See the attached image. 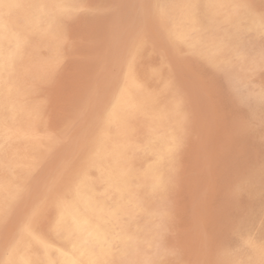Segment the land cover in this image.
<instances>
[{"label":"rangeland","instance_id":"obj_1","mask_svg":"<svg viewBox=\"0 0 264 264\" xmlns=\"http://www.w3.org/2000/svg\"><path fill=\"white\" fill-rule=\"evenodd\" d=\"M103 1L104 0H75L72 5L66 6L65 13L70 16H67L66 14L57 15L56 18L52 20L53 23H51L50 25L49 32H46L43 26L36 27L35 32H24L25 48L23 47V55L25 52L27 54L25 53V55L21 58V65L17 68V77L14 79V82L12 84V93H10L8 97L10 96L9 98L11 100V105L14 104L13 107L17 108L19 107V105V108L26 107L28 110L26 112L29 113H27L28 116L27 114H24L22 116L23 118L18 120L21 122H18L14 116L13 110L2 106L4 102L3 100L9 98H5L4 96V99L3 96L0 95V103H2V105L0 104V132H2L0 133V203L3 204L0 205V208L4 205L5 208H8L5 209L3 207L0 209V223H2L3 225L2 226L0 224V258L2 259V261L0 259V264H2L3 261V264H13V257L17 256L16 254H18V250L21 249L20 246H26V249H29L30 251L34 250V247H36H33L32 244V240L34 238L42 237L47 241H52V239L54 238V234L56 233V231L51 228L56 220V211L61 207V205L67 203L73 196V192L71 191L74 190L73 188L78 184V181L82 180L86 174L92 173L93 175H95L96 173V170L93 168L94 164L96 163L97 157H99L101 151H103L106 147L108 141L107 136L109 132L108 125H110V113L108 114L107 112H110L109 110L110 108H112V106L114 107L120 104L121 98L124 97L126 92L132 94L133 97V95L138 93L141 88L144 89L145 87H147L151 91L157 90L163 95L165 94L164 99H162L163 102L167 105V107H172L168 114V117L171 120L173 132L174 134H176L175 145L172 149L169 165L165 171L166 178L163 182L162 187L156 192H148L145 187H143L142 190L137 191L138 199L141 201V203H143V210L135 213L131 222L125 223L123 225V228H125L126 231L125 234L129 235L128 242L126 244V252L118 255L113 261V264H216V262L219 260H227L230 262V264H261V262L264 261V253H262L261 251V245L264 244V97L261 96V92L262 90H264V65H261V55L262 53H264V31H262L261 29L260 13L264 10V0H234L235 3H239L241 8L248 9L252 17L257 22V29L254 32L247 33L242 38H239L235 42L236 47H233V43H231L230 39L227 38L228 32H231V29L233 27V22L228 21L224 17L225 11L228 7L223 6V10L219 12V14H217L215 17L216 28L211 30V32H206L207 30L204 31L201 34L202 38L199 37V39L202 40L204 44L209 43L211 39H216L220 42L223 41L222 43L218 44L220 48L212 58L209 57L196 44H193L192 37L188 36L184 40L175 37L174 31L177 30L179 25H181L182 23H186L187 21L185 19H181L184 8L182 7L180 0ZM108 2L110 4H108L109 9L106 8L107 6H105V4H107ZM129 2L131 3V5ZM80 3H82L81 6H79ZM100 5H102L103 7ZM245 5H249L250 7H245ZM84 6L86 7L84 8ZM111 6L113 7L114 11L112 10V12L109 13L108 11H110L112 8ZM138 8L140 12L138 11ZM68 9H70V11H68ZM71 10H73V12ZM89 10H92L93 12ZM97 11L100 13L102 11V14H106L99 15L100 13H98ZM92 13L95 16H92ZM113 13L116 17L113 15ZM146 13L150 15H147ZM124 14L127 15L125 16ZM123 15L124 17H122ZM138 15L143 17L139 18ZM130 16H133L134 18ZM120 17L124 18V20L120 19ZM18 19H21L19 21V24L23 25L24 19L21 17H18ZM85 20L88 22H86ZM134 20L137 21V24ZM55 22L57 23V25L59 24V27ZM134 22L136 25H138L137 28ZM105 24L106 27L104 28L103 26H105ZM113 24L115 25V27L113 26ZM121 24L123 26H121ZM124 24L126 25V27L124 26ZM109 25H112L111 28L109 27ZM68 26H70L71 28ZM132 26L135 27V29ZM101 27L103 30H106L105 32H107H104L105 36L102 35L103 30H101ZM51 28L53 29L52 31H50ZM63 28H66V32ZM88 28L90 29V31ZM69 29V32L71 34L68 32ZM57 30L58 32H56ZM129 32L132 34V36ZM143 32L144 34H142ZM39 33L42 35V37ZM58 33L60 36L57 37ZM60 33L62 34V36ZM108 34H111V37L108 36ZM100 35L102 39L100 38ZM29 36L34 37L30 38ZM106 36L109 38H107ZM59 37H61L62 41ZM56 39H58L59 41ZM99 40L101 41L99 42ZM125 40L127 41V44L124 43ZM107 41L109 43H107ZM65 43H67L68 45H65ZM105 43L107 47L105 46ZM172 43L174 45V48L172 46ZM109 44H112L111 46H109V48L111 47L110 49L108 48ZM73 47H76V49ZM88 47L92 49H89ZM97 48L98 50H96ZM144 48H146V50ZM125 50L127 52H124ZM188 50L191 53L193 51V53L191 54L190 52H188ZM69 51L73 52L71 53ZM110 51L111 55H108ZM147 51L150 52L147 53ZM183 51L185 52L183 53L184 55L182 54ZM54 52H56V54ZM174 52L179 56L177 55L176 57L174 55ZM153 53L154 55H152ZM108 58L109 60L107 62ZM122 59L125 60L123 61ZM34 60L35 62H37L36 64ZM171 60H174V62ZM43 61H45V63ZM82 61L85 63H83ZM168 64L170 65V67ZM172 65H175V68ZM44 69H46L47 71H43ZM171 70H174V73L176 71L177 72L175 74L172 72V74ZM53 71L55 73L54 75ZM179 72L181 73V75L178 74ZM220 72L223 73V75ZM103 73L105 74V76L102 79L104 75ZM262 74L263 76H260ZM55 75L57 77H55ZM198 75H200L201 77ZM71 76H73L74 79ZM229 76L231 78H229ZM116 77H119V81L116 79ZM175 77H178V79H175ZM89 78H91V80ZM181 78L183 80H181ZM45 79H48V81H46ZM176 80L179 81L176 82ZM225 80L226 82H224ZM227 80L229 82H227ZM104 82L106 86L103 84ZM114 83L117 85V87ZM23 84L25 85L22 86ZM100 85L102 87L104 86L108 92L105 91L104 87L101 88ZM181 85L182 87H180ZM111 86H113V89ZM196 86L199 87L197 88ZM195 87L198 90L195 89ZM107 88L111 89L108 90ZM114 88H117V90H115ZM192 88L196 91V95L195 91H193ZM19 89L21 92L20 95ZM34 89H36L37 91H35ZM230 91H233V93ZM188 93H190L191 96H189ZM223 93L225 94V96ZM202 94L204 97L202 96ZM207 94L209 96H207ZM72 95L74 97H72ZM194 96L196 98L198 97L197 100H199L197 101ZM235 97L238 98V100ZM55 99H57V102L55 101ZM194 100H196V102ZM230 100L231 102H233L231 103ZM208 102L210 103L211 107L209 106ZM68 106L71 109L67 108ZM199 107L201 108V110ZM107 108H109V110ZM81 114L85 117H82ZM58 115L59 118L57 117ZM36 117L37 119H35ZM81 118L83 121L81 120ZM208 118H210L209 123ZM58 119L61 121H59ZM211 121H213V123ZM50 122L56 123L51 125ZM234 123L236 124V127ZM30 124H32V127L30 126ZM79 124L81 125L80 127ZM93 124H96L94 128ZM104 124L107 125V130L106 125ZM210 124H213V126ZM239 125H242V129L240 128V130L238 129ZM17 126L19 127V129ZM96 126L100 128L98 129ZM129 126L131 129L130 134L132 135V137H134L135 139H140L150 132H153L155 128V120L153 118H150V120L145 119L141 115L135 116L130 120ZM138 126H140L139 129ZM41 127L42 129H40ZM145 127H147L148 129ZM144 128L145 131L143 130ZM44 129L46 132L44 131ZM199 129H206L205 133H202V131ZM32 130L36 131L33 132ZM38 132L39 134H37ZM186 132L188 134V137ZM44 133L46 134L44 135ZM53 133H55V135ZM200 133L201 136H204L203 138L200 136ZM35 134L37 137L35 136ZM2 135L3 137L5 136V139L2 137ZM27 138H29V140ZM201 138L203 139V142H201ZM35 143L38 144V146ZM198 147L200 149H198ZM201 151L203 152L201 153ZM32 157L33 159H31ZM199 158H202L200 160L201 165L198 161ZM91 165L92 167L90 168L89 166ZM36 167L37 169H35ZM205 167H207V170ZM26 171H28V173ZM13 172L14 174H12ZM198 172H201V174ZM195 176L200 177L198 179ZM19 177H23L24 180L23 178L20 180ZM46 177L49 179L46 180ZM53 179H55V183ZM25 181L27 183H25ZM40 182L41 184H39ZM43 185H45V187ZM12 187L16 188L12 189ZM24 188L28 190V192ZM38 188H41L40 191L42 190V193ZM17 189L20 190L18 191ZM6 190L8 191V193ZM9 191L11 193L19 192V197L14 194L15 197L13 196L12 198L11 196L13 194H11ZM9 193L11 196L9 195ZM22 194L23 196L20 197ZM27 194L30 195L28 196ZM41 194L43 195V197L41 196ZM56 195L58 197H55ZM39 196L41 198H39ZM44 196L46 198L45 200ZM6 197H10L14 200H16L15 198L18 197L19 199L17 198L18 200L16 202L14 200H11L10 198L7 199ZM4 198L7 199L6 201L9 200L10 202L8 201V203L6 204ZM12 201L13 203H11ZM55 201H58L57 204L55 203ZM10 203L13 205L11 206ZM35 204L37 206H35ZM10 207H12L13 209H11ZM14 208H17L18 210ZM29 209L31 210V212ZM5 210L9 212H6V214L4 213ZM191 211L193 213H190ZM18 215L20 216L18 217ZM168 221L170 225H167ZM19 233H21L23 239L22 236L19 235ZM18 235L20 236V238H18ZM163 238H166L167 241H163ZM17 239H20V242H17ZM249 241L253 242L254 246H251L249 244ZM15 243H17L20 248ZM172 243L178 245L179 247H176ZM16 245L18 248L15 252L14 248L16 247ZM170 245H173L174 247L171 249ZM176 248L178 250H176ZM12 250L14 251V253ZM11 252L12 254L9 255Z\"/></svg>","mask_w":264,"mask_h":264},{"label":"bare ground","instance_id":"obj_2","mask_svg":"<svg viewBox=\"0 0 264 264\" xmlns=\"http://www.w3.org/2000/svg\"><path fill=\"white\" fill-rule=\"evenodd\" d=\"M83 1V0H82ZM95 1V0H94ZM97 1V0H96ZM99 1V0H98ZM105 1V0H104ZM103 1V2H104ZM113 1V0H112ZM130 1V0H129ZM135 1V0H134ZM142 1V0H141ZM144 1V0H143ZM154 1V0H152ZM151 1V2H152ZM75 2V0H0V4L3 6L0 7V95L5 96V98H9L8 95L12 93V84L14 82V79L17 77V68L21 65V58L25 55H23V47H24V41H25V35L24 32H29V31H34L35 28L38 26H43L46 32H49L50 25L52 20L56 18L57 15H63L66 14V9L65 11L62 10L59 6H70ZM80 2V1H79ZM89 2V1H88ZM107 2V1H106ZM110 2V1H109ZM109 2L105 4L108 8L110 5ZM126 2V1H125ZM147 2V1H146ZM256 2V1H255ZM91 3V2H90ZM94 3V2H93ZM111 3V2H110ZM130 3V2H129ZM180 3L182 4V7L184 8L182 18L187 20L186 23H182L179 25L176 31H174V35L176 38L184 40L186 37L190 36L193 39V44H196L200 49H202L209 57H213L219 50V45L223 41H218L211 39L209 43L204 44L202 40L199 39L202 38L201 34L206 31V32H211V30L216 28V21L215 17L219 12L223 10V6L228 7L225 11L224 17L228 21L233 22V27L231 29V32H228L227 38L230 39L231 43H233V47H236V41L239 38H242L244 35H246L249 32H254L257 29V22L255 19L252 17L251 13L249 12L248 9L246 8H241L239 3H235L234 0H180ZM82 3H80L79 6H81ZM84 4V3H83ZM98 4V3H97ZM109 4V5H108ZM148 4V3H147ZM78 5V4H77ZM85 5V4H84ZM103 5V4H102ZM100 5V6H102ZM131 5V3H130ZM78 6V7H79ZM87 6V5H86ZM84 6V8L86 7ZM92 6V5H91ZM99 6V7H100ZM104 6V7H105ZM138 6V5H137ZM135 6V7H137ZM147 6V5H146ZM72 7V6H71ZM77 7V6H76ZM83 7V6H82ZM98 7V6H97ZM103 7V6H102ZM101 7V8H102ZM112 7V6H111ZM128 7V6H127ZM134 7V5H133ZM149 7V6H148ZM154 7V6H153ZM257 7V6H256ZM260 7V6H259ZM83 8V9H84ZM88 8V7H87ZM94 8V6H93ZM123 8V6H122ZM146 8V7H145ZM262 8V7H261ZM98 9V8H97ZM109 9V8H108ZM116 9V8H115ZM134 9V8H133ZM136 9V8H135ZM147 9V8H146ZM149 9V8H148ZM78 10V9H76ZM93 10V9H92ZM89 10V11H92ZM113 10V7L111 8L109 13H111ZM70 11V9H68ZM73 12V10H71ZM75 11V10H74ZM86 11V10H85ZM88 11V12H89ZM114 11V10H113ZM128 11V9H127ZM126 11V12H127ZM133 11V10H131ZM139 11V8H138ZM137 11V12H138ZM159 11V10H158ZM264 11V10H263ZM84 12V10H83ZM87 12V11H86ZM93 12V11H92ZM98 12V11H97ZM104 12V11H103ZM130 12V11H129ZM140 12V11H139ZM96 13V12H95ZM100 13V12H98ZM122 13V12H121ZM125 13V12H124ZM148 13V12H147ZM146 13V14H147ZM156 13V12H155ZM69 14V13H68ZM77 14V13H76ZM82 14V13H81ZM93 14V13H92ZM106 14V13H104ZM102 14V11L99 15H104ZM128 14V13H127ZM126 14V15H127ZM138 14V13H137ZM65 15V16H66ZM83 15V14H82ZM89 15V13H88ZM97 15V16H99ZM108 15V14H107ZM115 16V14L113 13ZM112 15V17H113ZM121 15V14H120ZM125 15V14H124ZM124 15L122 17H124ZM125 15V16H126ZM135 15V11H134ZM141 15V14H140ZM150 15V14H147ZM70 16V15H67ZM74 16V15H73ZM77 16V15H76ZM79 16V15H78ZM87 16V15H85ZM92 16H95L94 14ZM91 16V17H92ZM139 16V15H138ZM18 17L24 19V24L21 25L19 24ZM59 17V16H58ZM72 17V16H71ZM75 17V16H74ZM106 17V15H105ZM108 17V16H107ZM116 17V16H115ZM114 17V19H115ZM120 17V19H123ZM134 18L133 16H130ZM143 17V16H139ZM148 17V16H147ZM146 17V18H147ZM151 17V16H150ZM110 19V18H109ZM112 19V18H111ZM127 19V18H126ZM150 19V18H148ZM158 19V18H156ZM66 20V19H65ZM90 20V19H89ZM105 20V19H103ZM128 20V19H127ZM71 21V20H69ZM68 21V22H69ZM82 21V20H81ZM86 21V20H85ZM137 24V21L134 20ZM157 21V20H156ZM58 22V21H57ZM77 22V21H76ZM88 22V21H86ZM90 22V21H89ZM110 22V21H109ZM112 22V21H111ZM116 22V21H115ZM121 22V20H120ZM124 22V21H123ZM134 22V24H135ZM56 23V22H55ZM59 23V22H58ZM74 23V22H73ZM92 23V22H91ZM89 23V24H91ZM132 23V22H131ZM72 24V23H70ZM88 24V25H89ZM102 24V23H101ZM126 24V23H125ZM124 26L126 27V25ZM135 24V25H136ZM55 25V24H54ZM57 25V23H56ZM55 25V26H56ZM68 25V24H66ZM75 25V24H74ZM81 25V24H80ZM133 25V24H132ZM134 25V26H135ZM59 27V24L57 25ZM103 26V25H102ZM112 26V25H111ZM109 25V27L111 28ZM115 27V25L113 24ZM121 26H123L121 24ZM128 26V25H127ZM219 26V25H218ZM52 27V26H51ZM70 27V26H68ZM73 27V26H72ZM76 27V26H75ZM104 28L106 27L103 26ZM129 27V26H128ZM133 27V26H132ZM138 25H136V28ZM155 27V26H154ZM55 28V27H54ZM62 28V27H60ZM67 28V27H66ZM66 28H63L64 30ZM71 28V27H70ZM79 28V27H78ZM82 28V27H81ZM135 29V27H133ZM132 28V30H133ZM152 28V27H151ZM89 29V28H88ZM100 29V28H98ZM122 29V28H121ZM131 29V28H130ZM40 30V29H39ZM53 29L51 28L50 31ZM59 30V29H58ZM58 30L56 32H58ZM62 30V29H61ZM101 30L102 27H101ZM108 30V29H107ZM129 30V28H128ZM70 29L68 30V32ZM87 31V30H85ZM84 31V33H85ZM90 31V29H89ZM106 30H103V34ZM112 31V30H111ZM152 31V29H151ZM44 32V31H43ZM64 32V31H63ZM62 32V33H63ZM66 32V30H65ZM75 32V31H73ZM110 32V29H109ZM108 32V33H109ZM37 33V32H36ZM35 33V34H36ZM45 33V32H44ZM43 33V34H44ZM70 33V32H69ZM107 33V32H105ZM112 33V32H111ZM127 33V32H126ZM130 33V32H129ZM153 33V32H152ZM40 34V33H39ZM61 34V33H60ZM71 34V33H70ZM89 34V33H88ZM100 34V33H99ZM113 34V33H112ZM116 34V33H115ZM131 34V33H130ZM144 34V32L142 33ZM28 35V34H27ZM34 35V34H32ZM37 35V34H36ZM41 35V34H40ZM86 35V34H85ZM111 34H108L110 36ZM47 36V35H45ZM60 36L59 33L57 37ZM62 36V34H61ZM105 36V35H104ZM130 36V35H129ZM128 36V37H129ZM132 36V34H131ZM148 36V35H147ZM146 36V37H147ZM30 37V36H29ZM34 36L30 37L33 38ZM38 37V36H36ZM42 37V35H41ZM44 37V36H43ZM56 37V36H55ZM56 37V38H57ZM64 37V36H63ZM72 37V36H70ZM93 37V36H92ZM107 37V36H106ZM111 37V36H110ZM166 37V36H165ZM29 38V39H30ZM46 38V37H45ZM44 38V39H45ZM60 40L62 41L61 37H59ZM65 38V37H64ZM82 38V37H81ZM100 38L102 39L101 35ZM109 38V37H107ZM113 38V37H112ZM162 38V37H161ZM40 39V38H39ZM55 39V38H54ZM83 39V38H82ZM94 39V38H93ZM104 39V38H103ZM156 39V37H155ZM173 39V38H172ZM171 39V41H172ZM178 39V40H179ZM34 40V39H33ZM41 40V39H40ZM58 40V39H56ZM68 40V39H66ZM106 40V39H105ZM109 40V39H108ZM117 40V39H116ZM129 40V39H126ZM125 40L124 43L127 41ZM142 40V39H140ZM163 40V39H162ZM190 40V39H189ZM228 40V39H227ZM52 41V39H51ZM54 41V40H53ZM59 41V40H58ZM57 41V42H58ZM78 41V40H77ZM76 41V42H77ZM91 41V40H89ZM101 40H99L100 42ZM103 41V40H102ZM115 41V40H114ZM113 41V42H114ZM123 41V40H122ZM133 41V40H132ZM180 41V40H179ZM28 42V41H27ZM33 42V41H30ZM56 42V43H57ZM73 42V41H72ZM104 42V41H103ZM110 42V40H109ZM107 41V43H109ZM117 42V41H116ZM129 42V41H128ZM39 43V42H38ZM63 43V42H62ZM68 43V42H67ZM65 43V45L67 44ZM82 43V42H81ZM111 43V42H110ZM130 43V42H129ZM156 43V42H155ZM171 43V42H169ZM43 44V43H42ZM47 44V43H46ZM54 44V43H53ZM60 44V43H59ZM77 44V43H76ZM101 44V43H100ZM123 44V43H122ZM120 44V45H122ZM127 44V43H126ZM131 44V43H130ZM144 44V43H143ZM162 44V43H161ZM181 44V43H180ZM39 45V44H38ZM45 45V44H44ZM48 45V44H47ZM64 45V46H65ZM68 45V44H67ZM74 45V44H73ZM104 45V44H103ZM112 45V44H111ZM110 44L108 45L111 46ZM119 45V46H120ZM142 45V44H140ZM26 46V45H25ZM60 46V45H59ZM57 46V47H59ZM94 46V45H93ZM106 46V43H105ZM118 46V48H119ZM146 46V45H145ZM164 46V45H163ZM172 46L174 48V45L172 43ZM185 46V45H184ZM187 46V44H186ZM30 47V46H29ZM36 47V45H35ZM45 47V46H44ZM47 47V46H46ZM56 47V48H57ZM62 47V46H61ZM67 47V46H66ZM83 47V46H82ZM104 47V46H103ZM107 47V46H106ZM151 47V46H150ZM25 48V47H24ZM34 48V47H33ZM55 48V50H56ZM68 48V47H67ZM76 49V47H73ZM78 48V47H77ZM89 48V47H88ZM111 48V47H110ZM109 48V49H110ZM124 48V46H123ZM172 48V50H173ZM177 48V47H176ZM29 49V48H28ZM46 49V48H45ZM48 49V48H47ZM51 49V48H50ZM82 49V48H81ZM80 49V50H81ZM92 49V48H89ZM102 49V48H101ZM106 49V48H104ZM103 49V50H104ZM126 49V48H125ZM146 50V48H144ZM171 49V48H170ZM179 49V48H178ZM40 50V48H39ZM49 50V49H48ZM64 50V49H63ZM67 50V49H66ZM88 50V49H87ZM98 50V48L96 49ZM108 50V49H106ZM105 50V51H106ZM117 50V49H116ZM123 50V49H122ZM163 50V49H162ZM177 50V49H176ZM42 51V50H41ZM47 51V50H46ZM75 51V50H74ZM95 51V50H94ZM119 51V50H118ZM142 51V50H141ZM43 52V51H42ZM51 52V51H49ZM62 52V51H60ZM71 52V51H69ZM73 52V51H72ZM71 52V53H72ZM79 52V51H78ZM98 52V51H97ZM124 52H127L126 50ZM144 52V51H143ZM150 51H147V53ZM188 52H190L188 50ZM29 53V52H28ZM32 53V52H31ZM56 54V52H54ZM64 53V52H63ZM77 53V52H76ZM75 53V54H76ZM80 53V52H79ZM103 53V52H102ZM107 53V52H106ZM111 51L108 53L110 54ZM122 53V52H121ZM166 53V51H165ZM175 53V52H174ZM185 53L184 51L182 54ZM191 53V52H190ZM193 53V51H192ZM191 53V54H192ZM27 54V53H26ZM35 54V53H34ZM51 54V53H50ZM53 54V51H52ZM70 54V53H68ZM74 54V53H73ZM78 54V53H77ZM104 54V53H103ZM117 54V53H116ZM123 54V53H122ZM126 54V53H125ZM173 54V53H172ZM181 54V53H179ZM42 55V54H41ZM62 55V54H61ZM72 55V54H70ZM115 55V53H114ZM154 55V53L152 54ZM176 57L178 54H174ZM184 55V54H183ZM187 55V54H186ZM31 56V55H30ZM35 56V55H34ZM52 56V55H51ZM58 56V55H57ZM118 56V55H117ZM124 56V55H123ZM166 56V55H165ZM179 56V55H178ZM112 57V56H111ZM115 57V56H114ZM122 57V56H121ZM144 57V56H143ZM149 57V56H148ZM155 57V56H154ZM205 57V56H204ZM27 58V57H26ZM37 58V57H36ZM43 58V57H42ZM49 58V57H48ZM180 58V57H179ZM178 58V59H179ZM25 59V57H24ZM32 59V57H31ZM60 59V58H59ZM83 59V58H82ZM93 59V58H92ZM91 59V60H92ZM95 59V58H94ZM127 59V58H126ZM129 59V58H128ZM131 59V58H130ZM142 59V58H141ZM146 59V58H145ZM148 59V58H147ZM150 59V58H149ZM47 60V59H46ZM45 60V61H46ZM50 60V59H49ZM52 60V58H51ZM87 60V59H86ZM97 60V59H96ZM109 58L107 59L108 62ZM114 60V59H113ZM123 61L125 59H122ZM144 60V59H143ZM180 60V59H179ZM193 60V59H192ZM26 61V60H25ZM41 61V60H40ZM45 61H43L45 63ZM75 61V60H74ZM79 61V60H78ZM94 61V60H93ZM136 61V60H135ZM140 61V60H139ZM138 61V62H139ZM164 61V60H163ZM168 61V60H167ZM174 62V60H171ZM35 62V60H34ZM49 62V61H48ZM69 62V61H66ZM83 62V61H82ZM102 62V60H101ZM111 62V60H110ZM117 62V61H116ZM121 62V59H120ZM137 62V61H136ZM142 62V61H141ZM37 62H35L36 64ZM47 63V62H46ZM81 63V62H80ZM79 63V64H80ZM85 63V62H83ZM90 63V62H89ZM99 63V62H98ZM124 63V62H123ZM143 63V62H142ZM150 63V62H149ZM168 63V62H167ZM194 63V62H192ZM27 64V63H26ZM30 64V63H29ZM33 64V63H32ZM48 64V63H47ZM70 64V63H69ZM76 64V63H75ZM91 64V63H90ZM100 64V63H99ZM106 64V62H105ZM109 64V63H108ZM117 64V63H116ZM115 64V65H116ZM140 64V63H139ZM171 64V63H170ZM51 65V64H49ZM67 65V64H66ZM86 65V64H84ZM83 65V66H84ZM102 65V64H101ZM100 65V66H101ZM125 65V64H124ZM142 65V64H141ZM169 65V64H168ZM30 66V65H29ZM38 66V65H37ZM69 66V65H68ZM82 66V67H83ZM104 66V65H103ZM113 66V65H112ZM117 66V65H116ZM126 66V65H125ZM157 66V65H156ZM160 66V65H159ZM175 68V65H172ZM24 67V66H23ZM27 67V66H26ZM48 67V66H47ZM58 67V66H57ZM67 67V66H66ZM70 67V66H69ZM73 67V66H72ZM81 67V68H82ZM102 67V66H101ZM109 67V66H108ZM120 67V65H119ZM123 67V66H122ZM141 67V66H140ZM144 67V66H143ZM142 67V68H143ZM170 67V65H169ZM186 67V66H185ZM191 67V66H190ZM202 67V66H201ZM41 68V67H40ZM149 68V67H148ZM147 68V69H148ZM173 68V67H172ZM173 68V69H174ZM189 68V67H188ZM213 68V67H212ZM24 69V68H23ZM33 69V67H32ZM36 69V68H35ZM49 69V68H48ZM74 69V68H73ZM90 69V68H89ZM88 69V70H89ZM138 69V68H137ZM145 69V70H147ZM150 69V68H149ZM148 69V70H149ZM153 69V68H151ZM214 69V68H213ZM226 69V68H225ZM237 69V68H236ZM28 70V69H27ZM44 69L43 71H45ZM72 70V69H71ZM93 70V69H92ZM101 70V69H100ZM105 70V69H104ZM176 70V69H175ZM185 70V69H184ZM183 70V71H184ZM194 70V69H191ZM47 71V70H46ZM64 71V70H63ZM67 71V69H66ZM99 71V70H97ZM116 71V70H115ZM125 71V70H124ZM201 71V70H200ZM21 72V71H20ZM38 72V71H37ZM40 72V71H39ZM65 72V71H64ZM69 72V71H68ZM166 72V71H165ZM174 73V70H171V73ZM177 72V71H176ZM175 72V73H176ZM187 72V71H186ZM190 72V70H189ZM193 72V71H192ZM219 72V71H218ZM222 72V71H221ZM220 72V73H221ZM260 72V71H259ZM35 73V72H34ZM51 73V71H50ZM59 73V72H57ZM99 73V72H98ZM120 73V72H119ZM137 73V72H136ZM172 73V74H173ZM174 73V74H175ZM24 74V72H23ZM49 74V73H48ZM53 71V75H54ZM104 74V73H103ZM112 74V73H111ZM140 74V73H139ZM150 74V73H149ZM178 74L181 75L179 72ZM196 74V72H195ZM218 74V73H217ZM223 75V73H221ZM227 74V73H225ZM224 74V75H225ZM35 75V74H34ZM41 75V74H40ZM46 75V74H45ZM91 75V74H90ZM89 75V77H90ZM93 75V74H92ZM101 75V74H100ZM99 75V77H100ZM120 75V74H119ZM124 75V73H123ZM145 75V74H144ZM201 75V74H200ZM198 75V76H200ZM44 76V75H43ZM60 76V75H59ZM69 76V75H68ZM79 76V75H78ZM76 76V77H78ZM105 74L103 75L102 79L104 78ZM108 76V75H107ZM110 76V75H109ZM137 76V75H136ZM211 76V75H210ZM208 76V77H210ZM260 76H263L260 75ZM259 76V77H260ZM22 77V76H20ZM55 77H57L55 75ZM73 78V76H71ZM96 77V76H95ZM121 77V76H120ZM124 77V76H123ZM201 77V76H200ZM225 77V76H224ZM42 78V77H41ZM47 78V77H46ZM94 78V77H93ZM119 78V77H118ZM116 77V79L119 81ZM212 78V77H211ZM228 78V77H227ZM226 78V79H227ZM229 78H231L229 76ZM261 78V77H260ZM264 78V77H263ZM28 79V78H27ZM40 79V78H39ZM49 79V78H48ZM48 79L46 81H48ZM59 79V78H57ZM71 79V78H70ZM74 79V78H73ZM91 80V78H89ZM100 79V78H99ZM175 79H178V77H175ZM22 80V79H21ZM52 80V79H51ZM54 80V77H53ZM56 80V79H55ZM72 80V79H71ZM94 80V79H92ZM121 80V79H120ZM157 80V79H156ZM155 80V81H156ZM181 80H183L181 78ZM24 81V80H23ZM22 81V82H23ZM38 81V80H37ZM75 81V80H74ZM96 81V80H95ZM179 80H176V82ZM213 81V80H212ZM20 82V81H19ZM27 82V81H26ZM40 82V81H39ZM53 82V81H52ZM92 82V81H91ZM97 82V81H96ZM121 82V81H120ZM158 82V81H157ZM190 82V81H189ZM193 82V81H192ZM196 82V81H195ZM209 82V81H208ZM226 82V80L224 81ZM227 82H229L227 80ZM77 83V82H76ZM164 83V82H163ZM180 83V82H179ZM178 83V84H179ZM215 83V82H214ZM231 83V82H230ZM31 84V83H30ZM49 84V83H48ZM78 84V83H77ZM91 84V83H90ZM105 85V82L103 83ZM102 84V85H103ZM115 84V83H114ZM121 84V83H120ZM181 84V83H180ZM186 84V83H184ZM226 84V83H225ZM15 85V84H14ZM23 84L22 86H24ZM27 85V84H26ZM33 85V84H32ZM44 85V84H43ZM55 85V84H54ZM58 85V84H57ZM74 85V84H73ZM97 85V83H96ZM99 85V83H98ZM113 85V84H111ZM116 85V84H115ZM119 85V84H118ZM137 85V84H136ZM167 85V84H166ZM191 85V84H190ZM206 85V84H205ZM214 85V84H213ZM31 86V85H30ZM41 86V85H40ZM47 86V85H46ZM106 86V85H105ZM121 86V85H120ZM135 86V85H134ZM189 86V85H187ZM16 87V86H15ZM37 87V86H36ZM74 87V86H73ZM95 87V84H94ZM101 88H103L100 85ZM110 87V86H108ZM113 89V86H111ZM117 87V85H116ZM138 87V86H137ZM182 87V85L180 86ZM185 87V86H184ZM197 88L199 86H196ZM195 87V89H197ZM23 88V87H22ZM35 88V87H34ZM42 88V87H41ZM44 88V87H43ZM49 88V87H48ZM51 88V87H50ZM72 88V87H71ZM105 88V87H104ZM160 88V87H159ZM208 88V87H207ZM215 88V87H214ZM219 88V87H218ZM217 88V89H218ZM231 88V87H230ZM25 89V88H24ZM40 89V88H38ZM46 89V88H45ZM59 89V87H58ZM61 89V88H60ZM96 89V88H95ZM108 90L111 88H107ZM115 89V88H114ZM161 89V88H160ZM191 89V88H190ZM211 89V88H210ZM224 89V88H223ZM17 90V89H16ZM37 91L36 89H34ZM44 90V89H43ZM73 90V89H72ZM102 90V89H101ZM117 90V88L115 89ZM170 90V89H169ZM184 90V88H183ZM193 91H195L192 88ZM198 90V89H197ZM202 90V89H201ZM232 90V89H230ZM26 91V90H25ZM52 91V90H51ZM56 91V90H55ZM59 91V90H58ZM105 91L106 88H105ZM217 91V90H216ZM61 92V91H60ZM74 92V91H73ZM108 92V91H107ZM186 92V90H185ZM222 92V91H221ZM225 92V91H224ZM233 93V91H230ZM20 89H19V95H20ZM57 93V92H56ZM89 93V92H88ZM193 93V92H192ZM209 93V92H208ZM212 93V92H211ZM71 94V93H70ZM186 94V93H185ZM189 96L190 93H188ZM224 94V93H223ZM12 95V94H11ZM54 95V94H53ZM196 95V91H195ZM33 96V95H32ZM50 96V94H49ZM55 96V95H54ZM58 96V95H57ZM62 96V95H61ZM98 96V95H97ZM165 94L163 95L161 92L156 91H151L147 87L144 89H140L138 93L135 95L126 92L123 98H121V102L119 105L112 106V108H107L110 112H107L110 116V125L109 127V132L107 136V145L104 148L103 151L99 154V157H97V161L94 164V169L96 170L95 175L92 173L86 174L85 177L78 181V184L73 188L71 192H73V196L69 199L67 203L64 205H61V207L58 209L57 207V215H56V220L54 224L52 225L51 228H53L56 233L54 234V238L52 241H47L45 238H34L32 240L33 247L35 249L29 251L26 249L27 247L25 246H20L21 249L18 250V254H16V257L14 258L13 264H113V261L115 258L120 255L121 253L126 252L127 248V242L129 235L125 234V228H123V225L125 223L131 222L133 219V215L137 212H140L143 210V203L138 199L137 191L142 190L143 187L146 188L148 192H156L158 191L162 185L163 182L166 178L165 171L169 165L170 159H171V153L172 149L175 145V139H176V134H174L173 129H172V123L171 120L168 117V114L171 110L170 106L167 107V105L163 102L162 99H164ZM203 96V94H202ZM207 96H209L207 94ZM225 96V94H224ZM227 96V95H226ZM229 96V95H228ZM238 96V95H237ZM21 97V96H20ZM19 97V98H20ZM27 97V96H26ZM37 97V96H36ZM40 97V96H39ZM52 97V96H51ZM72 97H74L72 95ZM195 97V96H194ZM200 97V96H199ZM204 97V96H203ZM4 98V99H5ZM14 98V97H13ZM35 98V97H34ZM44 98V97H43ZM59 98V97H58ZM71 98V97H69ZM68 98V100H69ZM96 98V97H95ZM187 98V97H186ZM191 98V97H190ZM196 98V97H195ZM198 98V97H197ZM196 98V100H197ZM201 98V97H200ZM213 98V97H212ZM211 98V99H212ZM236 98V97H235ZM33 99V98H32ZM36 99V98H35ZM42 99V98H41ZM50 99V98H49ZM53 99V98H52ZM74 99V98H73ZM117 99V98H116ZM115 99V100H116ZM205 99V98H204ZM203 99V100H204ZM238 100V98H236ZM21 100V99H20ZM47 100V99H46ZM54 100V99H53ZM57 99H55L56 101ZM72 100V99H71ZM70 100V102H71ZM168 100V99H167ZM187 100V99H186ZM196 100H194L196 102ZM199 100V99H198ZM197 100V101H198ZM210 100V99H209ZM221 100V99H220ZM232 100V99H231ZM230 100V102H231ZM3 105L0 103L2 106H5L6 108H9L13 110L14 116L16 120L22 119L23 115L27 114L28 111L27 108H15L13 105H11V100L5 99L3 100ZM15 101V100H14ZM37 101V100H36ZM45 101V100H43ZM225 101V100H224ZM240 101V100H239ZM16 102V101H15ZM21 102V101H20ZM57 102V101H56ZM95 102V101H94ZM222 102V101H221ZM233 102V101H232ZM231 102V103H232ZM238 102V101H236ZM17 103V102H16ZM59 103V102H58ZM187 103V102H186ZM209 103V102H208ZM223 103V102H222ZM241 103V102H240ZM26 104V103H25ZM55 104V102H54ZM189 104V103H188ZM207 104V103H206ZM226 104V103H225ZM239 104V103H237ZM17 105V104H16ZM82 105V104H81ZM234 105V104H233ZM24 106V105H23ZM22 106V107H23ZM31 106V104H30ZM62 106V105H61ZM210 106V103H209ZM223 106V105H222ZM246 106V105H245ZM40 107V106H39ZM44 107V106H42ZM53 107V105H52ZM55 107V106H54ZM80 107V106H79ZM88 107V106H87ZM106 107V105H105ZM196 107V106H195ZM211 107V106H210ZM226 107V106H225ZM236 107V106H235ZM3 108V107H1ZM34 108V107H33ZM49 108V107H48ZM51 108V107H50ZM61 108V107H59ZM67 108H70L69 106ZM200 108V107H199ZM52 109V108H51ZM63 109V108H62ZM71 109V108H70ZM78 109V108H77ZM82 109V108H80ZM92 109V107H91ZM95 109V108H94ZM105 109V108H104ZM191 109V108H190ZM189 109V110H190ZM32 110V109H31ZM36 110V109H35ZM60 110V109H58ZM84 110V109H83ZM82 110V111H83ZM194 110V109H193ZM196 110V109H195ZM201 110V108H200ZM199 110V111H200ZM230 110V109H229ZM2 111V109H1ZM64 111V110H63ZM76 111V109H75ZM192 111V110H191ZM210 111V110H209ZM31 112V111H29ZM39 112V111H38ZM80 112V110H79ZM78 112V113H79ZM86 112V111H85ZM88 112V111H87ZM90 112V111H89ZM99 112V111H97ZM201 112V111H200ZM203 112V111H202ZM220 112V111H219ZM251 112V111H250ZM12 113V112H10ZM41 113V112H40ZM53 113V112H52ZM77 113V115H78ZM103 113V112H102ZM106 113V114H107ZM189 113V112H187ZM197 113V112H195ZM216 113V112H215ZM221 113V112H220ZM248 113V112H247ZM29 114V113H28ZM27 114V116H28ZM203 114V113H202ZM6 115V114H5ZM10 115V114H9ZM46 115V114H45ZM86 115V113H85ZM143 116L145 119L153 118L155 120V128L153 132H150L146 136L140 138V139H135L132 137L131 129H130V120L134 118L135 116ZM198 115V114H197ZM212 115V114H210ZM4 116V115H3ZM8 116V115H7ZM11 116V115H10ZM35 116V115H34ZM51 116V115H50ZM56 116V115H55ZM80 116V114H79ZM82 117H85L81 114ZM106 116V115H105ZM201 116V115H200ZM33 117V116H32ZM45 117V116H44ZM49 117V116H48ZM59 118V115L57 116ZM55 117V118H57ZM78 117V116H77ZM88 117V116H87ZM93 117V116H92ZM196 117V116H194ZM203 117V116H202ZM201 117V119H202ZM239 117V116H238ZM241 117V116H240ZM51 118V117H50ZM54 118V119H55ZM90 118V117H89ZM108 118V117H107ZM236 118V117H234ZM37 119V117L35 118ZM62 119V118H60ZM75 119V118H73ZM79 119V117H78ZM208 118V123L210 122ZM223 119V118H222ZM232 119V117H231ZM264 119V118H263ZM2 120V119H1ZM13 120V117H12ZM15 120V119H14ZM34 120V119H32ZM59 120V119H58ZM64 120V119H62ZM80 120V119H79ZM82 120V118H81ZM89 120V119H88ZM226 120V119H225ZM234 120V119H233ZM251 120V119H250ZM52 121V120H51ZM61 121V120H59ZM68 121V120H67ZM74 121V120H71ZM83 121V120H82ZM91 121V120H90ZM138 121V120H137ZM199 121V120H198ZM235 121V120H234ZM249 121V120H248ZM5 122V121H4ZM15 122V121H14ZM13 122V123H14ZM21 122V121H18ZM28 122V121H27ZM30 122V121H29ZM88 122V121H87ZM213 123V121H211ZM241 122V120H240ZM33 123V122H32ZM51 123V122H50ZM56 123V122H54ZM54 123H51L54 124ZM83 123V122H82ZM148 123V122H147ZM192 123V122H191ZM190 123V124H191ZM232 123V122H231ZM237 123V122H236ZM245 123V122H244ZM259 123V122H258ZM262 123V121H261ZM1 124V123H0ZM7 124V123H6ZM36 124V123H35ZM42 124V123H41ZM47 124V123H45ZM87 124V123H86ZM85 124V125H86ZM89 124V123H88ZM99 124V123H98ZM205 124V122H204ZM216 124V123H215ZM224 124V123H223ZM235 124V123H234ZM233 124V125H234ZM241 124V123H240ZM12 125V124H11ZM24 125V121H23ZM32 124H30L31 126ZM44 125V124H43ZM64 125V124H63ZM96 125V124H95ZM93 124V128L95 126ZM106 125V124H104ZM103 125V126H104ZM213 126V124H210ZM209 125V126H210ZM238 125V124H237ZM252 125V124H251ZM250 125V126H251ZM260 125V124H259ZM264 125V124H263ZM2 126V125H1ZM56 126V125H55ZM81 125L79 124V127ZM102 126V127H103ZM196 126V125H194ZM201 126V125H200ZM203 126V123H202ZM207 126V124H206ZM242 126V125H241ZM241 126L239 125L238 129L240 130ZM7 127V126H6ZM18 127V126H17ZM32 127V126H31ZM30 127V128H31ZM37 127V126H36ZM62 127V126H61ZM78 127V126H77ZM84 127V126H83ZM91 127V126H90ZM97 127V126H96ZM95 127V128H96ZM105 127V126H104ZM103 127V128H104ZM107 125H106V130H107ZM140 126H138L139 129ZM232 127V126H230ZM236 127V124H235ZM244 127V125H243ZM260 127V126H259ZM16 128V127H15ZM23 128V127H22ZM29 128V129H30ZM50 128V127H49ZM54 128V127H53ZM58 128V127H57ZM82 128V127H81ZM98 128V127H97ZM100 128V127H99ZM98 128V129H99ZM147 128V127H145ZM145 128L143 129L145 131ZM196 128V127H195ZM201 128V127H199ZM204 128V127H202ZM214 128V127H213ZM216 128V126H215ZM220 128V127H219ZM253 128V126H252ZM257 128V127H256ZM263 128V127H262ZM260 128V129H262ZM1 129V128H0ZM14 129V128H13ZM19 129V127H18ZM42 129V127L40 128ZM47 129V128H46ZM148 129V128H147ZM235 129V128H233ZM242 129V128H241ZM6 130V129H5ZM11 130V129H10ZM15 130V129H14ZM31 130V129H30ZM56 130V129H55ZM73 130V129H72ZM76 130V129H75ZM157 130V131H156ZM186 130V129H185ZM201 130V129H199ZM206 129H202V133H205ZM213 130V129H212ZM16 131V130H15ZM25 131V130H24ZM29 131V130H28ZM33 131V130H32ZM36 131V130H34ZM33 131V132H34ZM45 131V129H44ZM53 131V130H52ZM51 131V132H52ZM98 131V130H97ZM204 131V132H203ZM209 131V130H208ZM218 131V130H215ZM223 131V130H222ZM226 131V130H225ZM237 131V130H236ZM242 131V130H241ZM249 131V130H248ZM262 131V130H261ZM46 132V131H45ZM69 132V131H68ZM75 132V131H74ZM78 132V131H77ZM83 132V131H82ZM141 132V131H140ZM183 132V131H182ZM200 132V131H199ZM213 132V131H212ZM235 132V131H234ZM238 132V131H237ZM236 132V133H237ZM263 132V131H262ZM2 133V132H0ZM79 133V132H78ZM216 133V132H215ZM254 133V132H253ZM39 134V132L37 133ZM46 133H44L45 135ZM55 135V133H53ZM73 134V133H72ZM187 134V132H186ZM214 134V133H213ZM225 134V133H223ZM261 134V133H260ZM36 136V134H35ZM136 136V135H135ZM138 136V134H137ZM185 136V135H184ZM194 136V135H193ZM199 136V134H198ZM201 136V133H200ZM3 137V135H2ZM5 137V136H4ZM3 137V138H4ZM37 137V136H36ZM188 137V134H187ZM196 137V136H195ZM202 138L204 137L203 135L201 136ZM212 137V136H211ZM223 137V136H222ZM248 137V136H247ZM14 138V137H12ZM48 138V136H47ZM201 138V142H203ZM5 139V138H4ZM2 139V140H4ZM8 139V138H7ZM29 140V138H27ZM31 139V138H30ZM50 139V138H49ZM62 139V138H61ZM68 139V138H67ZM71 139V138H70ZM216 139V138H215ZM214 139V140H215ZM186 140V139H185ZM226 140V139H225ZM228 140V139H227ZM257 140V139H256ZM1 141V140H0ZM36 141V140H35ZM54 141V140H53ZM211 141V140H210ZM223 141V140H222ZM229 141V140H228ZM239 141V140H238ZM12 142V141H11ZM69 142V141H68ZM74 142V141H73ZM185 142V141H184ZM212 142V141H211ZM214 142V141H213ZM227 142V141H226ZM257 142V141H256ZM234 143V142H233ZM243 143V142H242ZM10 144V143H9ZM26 144V143H25ZM36 144V143H35ZM40 144V143H39ZM185 144V143H184ZM215 144V143H214ZM24 145V144H23ZM30 145V143H29ZM38 146V144H36ZM199 145V144H198ZM202 145V144H201ZM213 145V143H212ZM203 146V145H202ZM201 146V147H202ZM205 146V145H204ZM222 146V145H221ZM224 146V145H223ZM230 146V145H229ZM248 147V146H247ZM252 147V146H251ZM9 148V147H8ZM14 148V147H13ZM26 148V147H25ZM73 148V147H72ZM226 148V147H225ZM257 148V147H256ZM255 148V149H256ZM16 149V148H15ZM24 149V148H23ZM41 149V148H40ZM198 149H200L198 147ZM229 149V148H227ZM231 149V148H230ZM237 149V148H236ZM239 149V148H238ZM18 150V149H17ZM29 150V149H28ZM39 150V149H38ZM77 150V148H76ZM233 150V149H232ZM231 150V151H232ZM16 151V150H15ZM34 151V150H33ZM214 151V148H213ZM229 151V150H228ZM242 151V150H241ZM20 152V151H18ZM39 152V151H38ZM182 152V151H181ZM200 152V151H199ZM203 151H201L202 153ZM212 152V151H211ZM221 152V151H220ZM223 152V151H222ZM237 152V151H236ZM243 152V151H242ZM27 153V152H26ZM213 153V152H212ZM211 153V154H212ZM76 154V152H75ZM232 154V153H231ZM235 154V153H234ZM24 155V154H23ZM29 155V154H27ZM31 155V154H30ZM200 155V153H199ZM202 155V154H201ZM17 156V155H16ZM22 156V155H21ZM205 156V155H204ZM232 156V155H231ZM239 156V155H238ZM257 156V155H256ZM11 157V156H10ZM9 157V158H10ZM26 157V156H25ZM201 157V156H199ZM211 157V156H210ZM22 159V158H21ZM33 159V157L31 158ZM202 159V158H201ZM199 158V163L200 160ZM232 159V157H231ZM8 160V159H7ZM219 160V159H218ZM12 161V160H11ZM203 161V160H202ZM238 161V160H237ZM44 162V161H43ZM209 162V159H208ZM36 163V162H34ZM42 163V162H41ZM185 163V162H184ZM196 163V162H195ZM198 163V165H199ZM225 163V162H224ZM227 163V162H226ZM46 164V163H45ZM44 164V167H45ZM223 164V163H222ZM229 164V163H228ZM15 165V164H14ZM20 165V163H19ZM18 165V167H19ZM32 165V163H31ZM201 165V163H200ZM12 166V165H11ZM228 166V165H227ZM226 166V167H227ZM22 167V166H21ZM33 167V166H31ZM35 167V166H34ZM90 168L92 167L89 166ZM261 167V166H259ZM207 170V167H205ZM8 169V168H6ZM16 169V168H15ZM34 169V168H33ZM37 169V167L35 168ZM34 169V170H35ZM28 170V169H26ZM31 170V169H30ZM19 171V170H17ZM9 172V170H8ZM28 173V171H26ZM34 172V171H33ZM202 172V171H201ZM201 172H198L201 174ZM257 172V170H256ZM5 173V172H4ZM21 173V172H20ZM36 173V172H35ZM45 173V172H44ZM260 173V172H259ZM14 174V172L12 173ZM17 174V173H16ZM32 174V172H31ZM47 174V173H46ZM192 174V173H191ZM26 175V173H25ZM51 175V174H50ZM20 176V175H19ZM32 176V175H31ZM45 176V175H43ZM203 176V175H202ZM26 177V176H24ZM28 177V176H27ZM30 177V176H29ZM33 177V176H32ZM40 177V176H39ZM197 177V176H195ZM200 177V176H199ZM199 177H197L199 179ZM14 178V177H13ZM20 178V177H19ZM23 178V177H22ZM20 178V180L22 179ZM41 178V177H40ZM47 178V177H46ZM50 178V176H49ZM47 178L46 180H48ZM53 178V177H52ZM196 178V179H197ZM29 179V178H28ZM27 179V180H28ZM58 179V178H57ZM76 179V178H75ZM80 179V178H79ZM5 180V179H4ZM24 180V178H23ZM26 180V179H25ZM54 183H55V179ZM71 180V179H70ZM1 181V180H0ZM29 181V180H28ZM37 181V180H36ZM57 181V180H56ZM198 181V180H197ZM9 182V181H8ZM11 182V178H10ZM21 182V181H20ZM24 182V181H23ZM69 182V181H67ZM4 183V182H2ZM25 183H27L25 181ZM64 183V182H63ZM21 184V183H20ZM41 184V182L39 183ZM53 184V182H52ZM62 184V183H61ZM68 185V184H67ZM18 186V185H17ZM39 186V185H37ZM45 187V185H43ZM50 186V185H49ZM62 186V185H61ZM8 187V186H7ZM29 187V186H28ZM36 187V185H35ZM48 187V186H47ZM73 187V186H71ZM4 188V187H3ZM2 188V189H3ZM16 188V187H12ZM23 188V187H22ZM33 188V187H32ZM50 188V187H49ZM69 188V187H68ZM197 188V187H196ZM195 188V189H196ZM7 189V188H6ZM25 189V188H24ZM28 189V188H27ZM34 189V188H33ZM39 191L41 188H38ZM45 189V188H44ZM11 190V189H9ZM18 190V189H17ZM20 190V189H19ZM18 190V191H19ZM26 190V189H25ZM65 190V189H64ZM197 190V189H196ZM7 191V190H6ZM16 191V190H15ZM28 192V190H26ZM38 191V190H36ZM44 191V190H43ZM10 192V191H9ZM24 192V191H23ZM42 193V190L40 191ZM65 192V191H64ZM68 192V190H67ZM70 192V193H71ZM208 192V191H207ZM8 193V191H7ZM11 193V192H10ZM9 193V195H10ZM18 193H11L15 197V195L18 196ZM32 193V192H31ZM38 193V192H37ZM50 193V192H49ZM15 194V195H14ZM26 194V193H25ZM34 194V193H33ZM39 194V193H38ZM37 194V195H38ZM44 194V193H43ZM46 194V193H45ZM52 194V193H51ZM55 194V193H54ZM72 194V193H71ZM145 194V193H144ZM207 194V193H206ZM2 195V194H1ZM20 195V194H19ZM28 196L30 194H27ZM168 195V194H167ZM208 195V194H207ZM4 196V195H3ZM23 194L20 196L22 197ZM25 196V195H24ZM27 196V197H28ZM43 197V195L41 194ZM47 196V195H46ZM50 196V194H49ZM54 196V195H53ZM19 197V196H18ZM17 197V198H18ZM26 197V198H27ZM34 197V196H33ZM52 197V196H51ZM55 197H58L57 195ZM169 197V196H168ZM7 198V197H6ZM4 198L6 201L7 199ZM11 199L17 202V199ZM39 198H41L39 196ZM48 198V197H47ZM171 198V197H170ZM2 199V196H1ZM21 199V198H20ZM29 199V198H28ZM43 199V198H42ZM40 199V200H42ZM44 196V200H45ZM49 199V198H48ZM68 199V198H66ZM146 199V198H145ZM3 200V201H4ZM57 200V199H56ZM194 200V199H193ZM9 201V200H8ZM6 201V204L8 203ZM60 201V199H59ZM10 202V201H9ZM32 202V201H31ZM51 202V201H50ZM49 202V203H50ZM58 201H55L57 204ZM148 202V201H147ZM13 203V201L11 202ZM10 205L12 206L13 204ZM20 203V202H19ZM53 203V202H52ZM2 203H0L1 205ZM51 204V203H50ZM62 204V203H61ZM3 205V204H2ZM22 205V204H21ZM33 205V204H32ZM59 205V204H58ZM181 205V204H180ZM16 206V205H15ZM35 206H37L35 204ZM34 206V207H35ZM55 206V205H54ZM57 206V205H56ZM174 206V205H172ZM170 206V207H172ZM204 206V205H203ZM5 208V205L3 206ZM1 207V208H3ZM30 207V206H29ZM33 207V208H34ZM0 208V209H1ZM13 209L12 207H10ZM24 208V207H23ZM51 208V207H50ZM49 208V209H50ZM56 208V207H54ZM208 208V207H207ZM8 209V208H5ZM10 209V210H11ZM17 209V208H14ZM28 209V208H27ZM183 209V208H182ZM191 209V208H190ZM202 209V208H201ZM18 210V209H17ZM23 210V209H22ZM30 210V209H29ZM55 210V209H54ZM16 211V210H15ZM193 211V210H192ZM190 213H193V212ZM9 212L5 210L4 213ZM31 212V210H30ZM51 212V211H50ZM153 212V211H151ZM204 212V211H202ZM207 212V211H206ZM205 212V213H206ZM18 213V212H17ZM40 213V212H39ZM38 213V214H39ZM7 214V213H6ZM11 214V213H10ZM14 214V213H13ZM12 214V215H13ZM28 214V212H27ZM56 214V213H55ZM144 214V213H143ZM21 215V214H20ZM18 215V217L20 216ZM4 216V215H3ZM45 216V215H44ZM55 216V215H54ZM192 216V215H191ZM2 217V216H1ZM10 217V216H9ZM15 217V216H14ZM24 217V216H23ZM156 217V216H155ZM6 218V217H5ZM11 218V217H10ZM39 218V217H38ZM37 218V219H38ZM53 218V217H51ZM151 218V217H150ZM9 219V218H8ZM25 219V218H24ZM47 219V218H46ZM171 219V218H169ZM5 220V219H4ZM11 220V219H10ZM13 220V219H12ZM21 220V219H20ZM37 221V220H36ZM44 221V219H43ZM172 221V220H170ZM4 222V221H3ZM9 222V221H8ZM12 222V221H11ZM48 222V221H47ZM53 222V221H52ZM167 222V221H166ZM15 223V222H14ZM13 223V224H14ZM20 223V222H19ZM197 223V222H196ZM238 223V220H237ZM2 225V223H0ZM8 224V223H7ZM39 224V223H38ZM42 224V223H41ZM169 224V221L167 225ZM18 225V224H17ZM16 225V226H17ZM36 225V224H35ZM49 225V223H48ZM47 225V226H48ZM170 225V224H169ZM194 225V224H193ZM3 226V225H2ZM38 226V225H37ZM46 226V228H47ZM51 226V225H50ZM6 227V226H4ZM43 227V226H42ZM198 227V226H197ZM174 228V227H172ZM186 228V227H185ZM184 230V229H182ZM1 231V227H0ZM3 231V230H2ZM36 231V230H35ZM46 232V231H45ZM49 232V231H48ZM6 233V231H5ZM29 233V232H28ZM42 233V232H41ZM3 234V232H2ZM17 235V233H16ZM21 235V233H19ZM18 235V236H19ZM44 235V234H43ZM22 236V235H21ZM167 236V235H165ZM25 237V236H24ZM44 237V236H43ZM49 237V236H48ZM20 238V236L18 237ZM13 239V238H11ZM23 239V236H22ZM51 239V238H50ZM18 240V239H17ZM163 241L166 240V238L162 239ZM13 241V240H12ZM167 241V240H166ZM165 241V242H166ZM15 242V241H14ZM20 242V239L17 241ZM22 243V241H21ZM174 243V242H173ZM172 243V244H173ZM14 244V243H12ZM17 244V243H15ZM167 244V243H165ZM18 245V244H17ZM14 248L15 252L17 251L16 249L19 247ZM27 245V244H25ZM169 245V243H168ZM175 245V244H173ZM171 246V249L174 246ZM5 246V245H4ZM176 247L178 245H175ZM19 247V248H20ZM32 247V246H30ZM29 247V248H30ZM165 247V246H164ZM179 247V246H178ZM13 248V246H12ZM166 248V247H165ZM13 249V250H14ZM191 249V248H190ZM12 250V251H13ZM176 250H178L176 248ZM180 251V250H179ZM177 251V252H179ZM3 253V252H2ZM14 253V251H13ZM12 252L9 254L11 255ZM182 254V253H181ZM6 255V253H5ZM173 255V254H171ZM176 255V254H175ZM161 257V256H160ZM7 258V257H5ZM12 258V259H13ZM1 259V258H0ZM168 259V258H167ZM2 261V259H1ZM7 262V261H6ZM10 262V261H8ZM4 263V261H3ZM2 263V264H3ZM170 263V261H169ZM192 264V263H191ZM246 264V263H244ZM251 264V263H250Z\"/></svg>","mask_w":264,"mask_h":264},{"label":"snow or ice","instance_id":"obj_3","mask_svg":"<svg viewBox=\"0 0 264 264\" xmlns=\"http://www.w3.org/2000/svg\"><path fill=\"white\" fill-rule=\"evenodd\" d=\"M3 5L0 4V7H2ZM62 10H65L66 9V6H59ZM245 7H250L249 5H245ZM260 20H261V29L262 31H264V11H262L260 13ZM261 65H264V53H262L261 55ZM261 96L264 97V90H262L261 92ZM249 244L251 246H254L253 242L249 241ZM261 251L262 253H264V244L261 245ZM216 264H230L229 261L227 260H219L216 262ZM261 264H264V261L261 262Z\"/></svg>","mask_w":264,"mask_h":264}]
</instances>
